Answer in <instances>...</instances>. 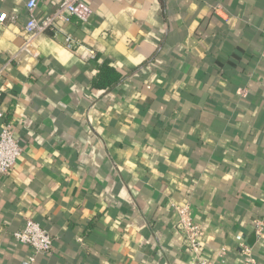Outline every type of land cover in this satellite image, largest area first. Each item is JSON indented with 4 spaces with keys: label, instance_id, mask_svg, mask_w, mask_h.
I'll use <instances>...</instances> for the list:
<instances>
[{
    "label": "crops",
    "instance_id": "obj_1",
    "mask_svg": "<svg viewBox=\"0 0 264 264\" xmlns=\"http://www.w3.org/2000/svg\"><path fill=\"white\" fill-rule=\"evenodd\" d=\"M88 4L30 35L26 0H0L18 15L0 23V132L24 147L0 177V264H198L184 205L202 257L243 264L247 243L264 264V0ZM27 219L54 238L34 261Z\"/></svg>",
    "mask_w": 264,
    "mask_h": 264
},
{
    "label": "built area",
    "instance_id": "obj_2",
    "mask_svg": "<svg viewBox=\"0 0 264 264\" xmlns=\"http://www.w3.org/2000/svg\"><path fill=\"white\" fill-rule=\"evenodd\" d=\"M88 1L60 0L54 9V13L44 16L39 11L41 0H26L27 20L25 29L28 34L37 35L47 30L56 32L58 31L57 23L70 22L73 17L82 22H87L93 13ZM17 18V14L3 13L0 15V23H5L7 20L16 21ZM65 44L71 50L77 48L75 39L70 35L65 38ZM2 115L0 112V116ZM23 153L24 147L15 125L8 123L0 132V177L7 176L13 170ZM177 210L179 219L176 225L182 230L186 245L197 257L198 264H214L201 256L203 228L191 217L189 205L177 206ZM14 237L19 243L28 245L34 250V254L30 257L31 261H34L39 254H51L54 250V238L49 229L35 219H27L24 226L14 232ZM241 246L243 264H259L252 248L247 243H242ZM225 253H227V248L223 247L222 254Z\"/></svg>",
    "mask_w": 264,
    "mask_h": 264
},
{
    "label": "trees",
    "instance_id": "obj_3",
    "mask_svg": "<svg viewBox=\"0 0 264 264\" xmlns=\"http://www.w3.org/2000/svg\"><path fill=\"white\" fill-rule=\"evenodd\" d=\"M108 78H110V77H108ZM111 79H113V78H111ZM105 83H106V82H105ZM101 84H104V83L101 82Z\"/></svg>",
    "mask_w": 264,
    "mask_h": 264
}]
</instances>
